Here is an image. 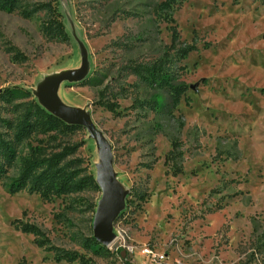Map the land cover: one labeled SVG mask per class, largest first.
I'll return each mask as SVG.
<instances>
[{"label": "rangeland", "instance_id": "rangeland-1", "mask_svg": "<svg viewBox=\"0 0 264 264\" xmlns=\"http://www.w3.org/2000/svg\"><path fill=\"white\" fill-rule=\"evenodd\" d=\"M162 1L24 0L0 10V114L17 118L32 102L47 110L41 94L56 86L111 147L126 194L113 238L97 252L83 242L95 236L100 184L51 201L0 184V264H66L15 220L89 264H264V0H187L173 12L182 40L198 47L179 71L188 90L174 118L142 105L155 91L132 70L171 43ZM54 17L60 36L45 31ZM7 89L18 92L10 103L1 99ZM101 95L118 102V114L96 104ZM174 137L183 151L177 176L165 165ZM58 142L80 144L67 160L98 179L104 153L86 126Z\"/></svg>", "mask_w": 264, "mask_h": 264}, {"label": "trees", "instance_id": "trees-1", "mask_svg": "<svg viewBox=\"0 0 264 264\" xmlns=\"http://www.w3.org/2000/svg\"><path fill=\"white\" fill-rule=\"evenodd\" d=\"M22 1L24 0H0V10H18V4ZM186 1L161 2L159 9L164 12L163 20L171 24V43L153 63L132 65L137 77L155 91L146 104L142 105L150 107L159 115L167 113L171 118L175 117L174 111L188 90L187 84L179 79V71L186 70L182 63L191 52L198 50L194 41L188 43L182 40L179 26L173 17V12ZM21 13L29 17L33 12L22 9ZM52 19L55 25L50 21L45 25V31L48 34L62 35L64 24L56 17ZM17 93V90L7 89L1 99L4 103H10ZM96 104L113 114L119 113L118 102L105 95H101ZM183 123L182 121L180 125L182 126ZM81 128L82 125L69 124L36 102H32L31 106L23 110L17 118H7L0 114V184L7 185L11 194L26 191L39 195L44 201L71 195L90 187L99 189L92 173H87L81 164L67 160L77 152L80 144H55L59 143L61 138L71 136ZM171 144L172 149L165 157V165H169L172 174L177 176L183 172L182 144L176 137L171 139ZM220 147L222 146L219 144V154L222 153ZM232 149L238 150L236 141ZM225 153L228 156L233 155L232 157L236 159L239 157L238 153L229 151ZM140 199L144 197L140 196ZM14 225L21 232L31 234L38 247L53 251L56 262L74 264L80 261L82 264H89V259L77 252L56 249L37 225L22 220H15ZM261 237L264 240V235ZM83 246L97 252L104 250V246L94 236L86 238Z\"/></svg>", "mask_w": 264, "mask_h": 264}, {"label": "water", "instance_id": "water-1", "mask_svg": "<svg viewBox=\"0 0 264 264\" xmlns=\"http://www.w3.org/2000/svg\"><path fill=\"white\" fill-rule=\"evenodd\" d=\"M195 88V85L191 86ZM41 101L47 110L69 124L86 126L92 136L96 138L98 147L104 156L98 170V184L103 188V199L95 216V238L102 244H107L112 238V223L124 207L126 194L117 189L112 169L111 147L101 133L95 128L87 113L65 106L57 94L56 86L51 89L44 88Z\"/></svg>", "mask_w": 264, "mask_h": 264}]
</instances>
